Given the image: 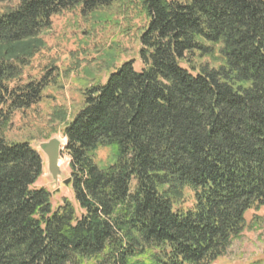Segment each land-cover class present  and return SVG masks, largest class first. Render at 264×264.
<instances>
[{"label":"trees","instance_id":"1","mask_svg":"<svg viewBox=\"0 0 264 264\" xmlns=\"http://www.w3.org/2000/svg\"><path fill=\"white\" fill-rule=\"evenodd\" d=\"M16 1L0 12V264H213L247 211L264 224V0ZM113 6L141 18L140 67L108 53L114 67L81 107L69 119L54 109L74 202L53 206L36 186L41 153L4 134L59 75L52 64L23 81V70L53 16Z\"/></svg>","mask_w":264,"mask_h":264},{"label":"rangeland","instance_id":"2","mask_svg":"<svg viewBox=\"0 0 264 264\" xmlns=\"http://www.w3.org/2000/svg\"><path fill=\"white\" fill-rule=\"evenodd\" d=\"M16 2L0 3V12ZM135 11L134 7L113 6L82 15L79 8H75L53 16L50 28L38 36L44 41V48L35 54L23 70V81L39 78L52 64L56 68L54 73L59 75L58 85L44 91L45 96L40 104L27 111L15 112L11 128L4 134L6 141L30 140L31 145L41 153L44 167L36 186L45 187L52 193L53 206L59 204L63 197L74 202L70 184H63V180L69 177V158L61 153V173L55 182L48 171L46 156L38 144L52 137L65 142L61 135L63 123L53 119L51 124V114L56 107L66 108L69 119L81 107L82 90L87 84L103 81L108 71H112L114 65L117 67L123 60L133 59L134 67H140L136 31L141 18L135 15ZM99 15H104V21L98 20ZM108 53L113 54L114 65L110 63ZM214 63L218 64L219 61ZM110 156L109 148L99 149L97 164L108 165ZM185 197L182 206H191V193L186 192ZM263 213L264 208L257 212L258 215ZM253 215L252 210L246 212L247 226L244 232L233 241L227 253L213 264H264V224L252 225Z\"/></svg>","mask_w":264,"mask_h":264},{"label":"water","instance_id":"3","mask_svg":"<svg viewBox=\"0 0 264 264\" xmlns=\"http://www.w3.org/2000/svg\"><path fill=\"white\" fill-rule=\"evenodd\" d=\"M64 146L65 143L61 146V141L57 137H52L47 141H43L38 144L39 149L46 156L48 171L51 175V178L55 182L58 180V177L61 173L58 160ZM70 182V177H67L63 180L64 185H68Z\"/></svg>","mask_w":264,"mask_h":264},{"label":"bare ground","instance_id":"4","mask_svg":"<svg viewBox=\"0 0 264 264\" xmlns=\"http://www.w3.org/2000/svg\"><path fill=\"white\" fill-rule=\"evenodd\" d=\"M59 139V138H58ZM60 140V139H59ZM61 141V146L64 144V141L61 139L60 140ZM60 158H61V155L59 156V160H58V164H59V167L61 166V160H60ZM61 169V168H60Z\"/></svg>","mask_w":264,"mask_h":264}]
</instances>
